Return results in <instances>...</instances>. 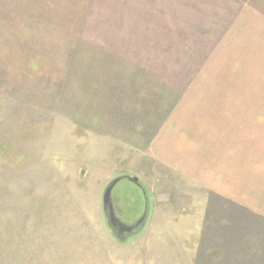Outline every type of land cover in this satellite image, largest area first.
Wrapping results in <instances>:
<instances>
[{
	"label": "rangeland",
	"instance_id": "1",
	"mask_svg": "<svg viewBox=\"0 0 264 264\" xmlns=\"http://www.w3.org/2000/svg\"><path fill=\"white\" fill-rule=\"evenodd\" d=\"M171 2L0 0V264H264V211L164 188L173 175L151 151L169 115L209 105L214 75L242 78L225 91H264V46L221 67L240 52L236 18L215 45L190 31L209 24L202 6L179 18ZM121 176L113 210L126 225L145 217L134 232L103 205Z\"/></svg>",
	"mask_w": 264,
	"mask_h": 264
},
{
	"label": "crops",
	"instance_id": "2",
	"mask_svg": "<svg viewBox=\"0 0 264 264\" xmlns=\"http://www.w3.org/2000/svg\"><path fill=\"white\" fill-rule=\"evenodd\" d=\"M172 1L170 13L177 12L179 18H184L185 8L187 12L193 9V2L202 6L209 24L190 23L193 27L190 31L195 36L202 34L211 44L231 41L229 28L236 18L234 26L242 36H237L232 45L238 46L240 52L225 51L227 58L221 59L224 63H216L221 67H232L234 62L244 60L243 46L249 43H253L250 51L255 44L264 46V0H187L185 4L184 0ZM212 10L215 14H211ZM216 14L218 18L215 19ZM189 18L197 19L191 14ZM217 49L219 51L215 53ZM212 50L215 55L211 61L215 66V60L222 56V49ZM204 62L195 65L205 66ZM214 77L220 84L219 90L206 91L203 95L209 105L188 108L182 113L183 117L169 115L170 123L154 137L152 158L157 167L173 175L171 179L163 175L164 188L169 185L172 190H187L188 194L196 193L201 199L204 195H214L236 208L246 207L259 213L264 211V164L261 166L259 152L260 146H264V106L260 107L259 103L264 99V91H225L228 81L240 83L242 78L226 79L222 73ZM210 81L211 78L207 80ZM214 100H220L222 104L218 105Z\"/></svg>",
	"mask_w": 264,
	"mask_h": 264
},
{
	"label": "water",
	"instance_id": "3",
	"mask_svg": "<svg viewBox=\"0 0 264 264\" xmlns=\"http://www.w3.org/2000/svg\"><path fill=\"white\" fill-rule=\"evenodd\" d=\"M120 180V178H117L115 180H113L108 187L106 188V190L104 191L103 194V205H104V209H108L110 210V219L111 222L113 223V225L117 226V228H119V230L123 231V232H132V230L137 227L140 224H144V219L145 217L141 218V220H139L134 226H128L126 224H124L123 222H121L118 217L115 215L114 210H113V203H112V194H113V189L115 187V185L118 183V181ZM132 181L134 182H138V178L134 177L131 178Z\"/></svg>",
	"mask_w": 264,
	"mask_h": 264
},
{
	"label": "trees",
	"instance_id": "4",
	"mask_svg": "<svg viewBox=\"0 0 264 264\" xmlns=\"http://www.w3.org/2000/svg\"><path fill=\"white\" fill-rule=\"evenodd\" d=\"M124 177H126V176H121V177H120V180H121L122 178H124ZM143 191H145V194H146V196H147V199H145V204H146V206H145V210H146V212H147V210L150 208L149 193H148V190H143ZM142 225H143V224H142ZM142 225H141L140 227H142Z\"/></svg>",
	"mask_w": 264,
	"mask_h": 264
},
{
	"label": "flooded vegetation",
	"instance_id": "5",
	"mask_svg": "<svg viewBox=\"0 0 264 264\" xmlns=\"http://www.w3.org/2000/svg\"><path fill=\"white\" fill-rule=\"evenodd\" d=\"M132 182H134V181H132ZM134 184H136V186H138L139 188H141V184H139V182L138 183L137 182H134ZM128 226H134V224L133 225H128ZM132 231L134 232L135 231V228Z\"/></svg>",
	"mask_w": 264,
	"mask_h": 264
}]
</instances>
